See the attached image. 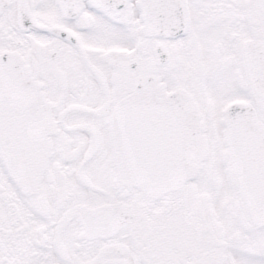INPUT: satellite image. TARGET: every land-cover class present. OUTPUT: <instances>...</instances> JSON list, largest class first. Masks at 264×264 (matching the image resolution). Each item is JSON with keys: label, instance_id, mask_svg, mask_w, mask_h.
<instances>
[{"label": "snow or ice", "instance_id": "6c2138e0", "mask_svg": "<svg viewBox=\"0 0 264 264\" xmlns=\"http://www.w3.org/2000/svg\"><path fill=\"white\" fill-rule=\"evenodd\" d=\"M0 264H264V0H0Z\"/></svg>", "mask_w": 264, "mask_h": 264}]
</instances>
